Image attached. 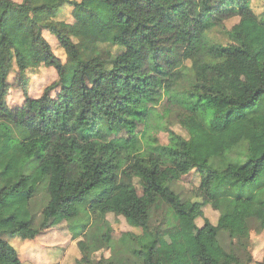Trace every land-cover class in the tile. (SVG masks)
Here are the masks:
<instances>
[{
    "label": "trees",
    "instance_id": "obj_1",
    "mask_svg": "<svg viewBox=\"0 0 264 264\" xmlns=\"http://www.w3.org/2000/svg\"><path fill=\"white\" fill-rule=\"evenodd\" d=\"M250 1L0 0V214L9 232L35 238L61 208L84 231L83 264H163L140 242L153 212L157 237L183 218L195 225L197 264H264L249 242L264 230V12ZM67 4L74 21L57 20ZM243 58L257 84L239 75ZM43 64L58 78L33 97L24 73ZM15 65L25 100L10 106ZM160 120L166 142L152 132ZM193 169L200 184L182 194L176 184ZM110 213L142 233L123 232L92 263L108 246ZM0 264H23L1 229Z\"/></svg>",
    "mask_w": 264,
    "mask_h": 264
},
{
    "label": "rangeland",
    "instance_id": "obj_2",
    "mask_svg": "<svg viewBox=\"0 0 264 264\" xmlns=\"http://www.w3.org/2000/svg\"><path fill=\"white\" fill-rule=\"evenodd\" d=\"M252 10L258 15L264 12V0H251ZM73 6L65 5L57 12V20L74 21L72 15ZM263 16V15H261ZM238 21V18L227 21L228 26H232ZM45 35L52 42L55 52L66 61L67 55L65 49L60 45L57 37L44 31ZM119 45L100 44V48L115 51ZM239 75L253 84L259 82L250 60L243 58L238 68ZM24 79L27 82L28 93L37 97L43 94L47 85L58 78L56 68L47 65H41L37 68H30L24 73ZM19 69L15 65L9 73V81L12 84L8 95L10 106L21 105L25 100L24 86L20 77ZM55 93V92H54ZM166 121L160 120L153 131L163 142L168 141V133L164 129ZM176 128L182 131L178 126ZM201 176L196 169L184 174L176 184L177 191L185 195H191L192 191L198 188ZM202 202V201H201ZM205 216L213 222L217 221L219 212L212 208L210 204L204 205ZM108 218L112 222L113 231L110 234L108 246L99 249L93 253L92 263H95L102 257H108L119 246L122 240V234L131 230L135 233H142L141 228L130 225L122 215L110 213ZM150 224L152 231L140 238V242L145 244L146 249L155 246L157 255L163 258V264H197L199 261V251L195 240V225L187 218L181 219L174 228L169 229L160 237L155 235V226L159 223V217L153 212L150 215ZM198 225L204 223V218L199 217ZM12 221L6 214H0V229L5 238L10 241L18 250L23 264H83L84 256L78 246V241L84 237L83 230H76L70 226L68 217L62 213L61 208L53 216L50 226L35 238L23 239L14 236L9 232ZM164 228V224H161ZM250 246L255 259H261L264 255V230L257 232L255 228L251 232L249 239Z\"/></svg>",
    "mask_w": 264,
    "mask_h": 264
}]
</instances>
